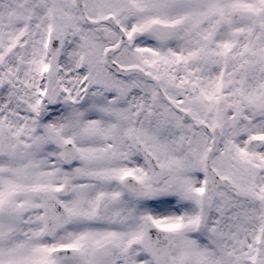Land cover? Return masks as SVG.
Returning a JSON list of instances; mask_svg holds the SVG:
<instances>
[{
    "label": "snow or ice",
    "instance_id": "1",
    "mask_svg": "<svg viewBox=\"0 0 264 264\" xmlns=\"http://www.w3.org/2000/svg\"><path fill=\"white\" fill-rule=\"evenodd\" d=\"M0 264H264V0H0Z\"/></svg>",
    "mask_w": 264,
    "mask_h": 264
}]
</instances>
